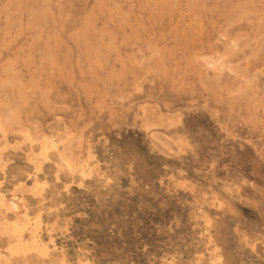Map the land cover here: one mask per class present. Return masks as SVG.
I'll return each instance as SVG.
<instances>
[{
    "label": "rangeland",
    "instance_id": "rangeland-1",
    "mask_svg": "<svg viewBox=\"0 0 264 264\" xmlns=\"http://www.w3.org/2000/svg\"><path fill=\"white\" fill-rule=\"evenodd\" d=\"M0 107V264H264V0H0Z\"/></svg>",
    "mask_w": 264,
    "mask_h": 264
},
{
    "label": "bare ground",
    "instance_id": "bare-ground-1",
    "mask_svg": "<svg viewBox=\"0 0 264 264\" xmlns=\"http://www.w3.org/2000/svg\"><path fill=\"white\" fill-rule=\"evenodd\" d=\"M19 29H20V28H19ZM210 63H211V62H210ZM16 90H17V89H16ZM119 97H120V96H119ZM8 103H9V102H8ZM132 103H133V102H132ZM1 104H3V103L1 102ZM143 104H144V103H143ZM143 104H142V105H143ZM6 105H7V104H6ZM9 105H10V107H11L12 103H11V104H8V107H9ZM13 105H14V104H13ZM16 105H17V104H16ZM16 105H15V106H16ZM4 106H5V105H4ZM17 106H18V105H17ZM17 106H16V107H17ZM13 107H14V106H12V108H13ZM14 108H15V107H14ZM0 109H2V108L0 107ZM4 109H5V108H4ZM7 110H8V109H7ZM2 111H4V110H2ZM9 111H10V109H9ZM9 111H8V112H9ZM4 112H5V111H4ZM4 112H3V113H4ZM8 112H7V114H8ZM126 112H127V111H126ZM9 114H10V113H9ZM0 115H1V113H0ZM2 115H3V114H2ZM2 115H1V117H2ZM6 116H7V115H6ZM11 116H12V115H11ZM12 117L14 118V115H13ZM4 118H5V116H4ZM6 118L8 119V117H6ZM9 118H10V117H9ZM16 118L19 119L20 117H19V118L16 117ZM2 119H3V117H2ZM143 119H144V118H143ZM143 119H142V120H143ZM10 120H11V119H10ZM13 120H15V119H12V122H13ZM20 120H21V119H20ZM3 122H6V121H3ZM19 122L21 123V121H19ZM14 123H15V121H14ZM139 123H140V122H139ZM2 124H3V123H2ZM5 125L8 126V125H11V123L9 122V123L7 124V122H6ZM13 125H17V124L15 123V124H13ZM0 126H1V125H0ZM19 126H20V125H19ZM6 128H7V127H6ZM34 128H35V127H34ZM34 128L32 129L33 131L35 130ZM18 130H19V129H18ZM0 132H1V130H0ZM29 132H30V131H29ZM66 132H67V131H66ZM2 133H3V132H2ZM19 133H20V132H19ZM34 133H35V132H34ZM35 134H37V133H35ZM23 135H25V134H23ZM26 135H27V133H26ZM26 135H25V136H26ZM39 135H40V134H39ZM39 135H38V136H39ZM55 135H56V134H55ZM21 136H22V135H21ZM27 136H28V135H27ZM22 137H23V136H22ZM52 137H53V136H52ZM54 138H55V137H54ZM26 139H28V137H27ZM46 139H48V138H46ZM46 139L43 140V137H42V140H43V141L41 140V141H42L41 143L45 142ZM177 139H179V138H177ZM22 140L24 141V139H22ZM47 141L49 142V140H47ZM52 141H53V140H52ZM177 141H178V140H177ZM27 142H28V141H27ZM31 142H32V141H31ZM34 142H36V140H35ZM32 143H33V142H32ZM45 143H47V142H45ZM53 143H54V141H53ZM53 143L51 142L50 145L53 144ZM184 143H185V142H184ZM21 144H22V143H21ZM28 144H29V142H28ZM178 144H180V143L178 142ZM178 144H177V146H178ZM53 145H54V144H53ZM39 146H41V145H39ZM43 146H44V147H43ZM43 146H42V148H45V145H43ZM51 146H52V145H51ZM185 146H186V145H185ZM46 147H47V146H46ZM40 148H41V147H40ZM48 148L50 149V146H49ZM52 148H55V147L52 146ZM38 149H39V148H38ZM49 149H48V150H49ZM0 150H1V148H0ZM44 150H47V149L45 148ZM44 150H43V151H44ZM40 151H41V150H40ZM46 153H47V152H46ZM61 156H62V155H61ZM29 157H31V155H30ZM58 157H60L59 154H58ZM31 158H32V157H31ZM29 159H30V158H29ZM36 159H37V158H36ZM46 159H47V158H45V160H46ZM60 159H61V158H60ZM39 160H40V159H39ZM47 160H48V159H47ZM48 161H49V160H48ZM2 162H3V161H2ZM65 162H66V161H65ZM67 164H68V163H67ZM67 164H66V165H67ZM42 165H43V163H42ZM78 166H79V165H78ZM78 166H77V167H78ZM67 167H70L69 164H68ZM79 167H80V166H79ZM34 168H35V167H34ZM73 168H74V167H73ZM73 168H72V169H73ZM84 168H85V167H84ZM87 168H88V167H87ZM82 169H83V168H82ZM36 170H37V169H36ZM67 170H68V168H67ZM80 170H81V169H80ZM3 171H4V170H3ZM68 171H70V170H68ZM81 171H82V170H81ZM81 171H80V172H81ZM82 173H83V172H81V174H82ZM86 173H87V172H86ZM78 174H79V173H78ZM81 174H80V175H81ZM87 174H89V172H88ZM84 176H85V175H84ZM88 176H89V175H88ZM88 176H87V177H88ZM27 177H28V176H27ZM81 177H83V176H81ZM87 177H86V178H87ZM45 183H46V182H42L41 184L44 185ZM76 183H77V182H76ZM18 184H19V183H18ZM35 184H36V182H35ZM33 185H34V184H33ZM33 185H32V186H33ZM43 185H42V186H43ZM17 186H19V185H17ZM21 186H22V185H21ZM37 186H38V185H37ZM37 186H36V188H38ZM45 186H46V185H45ZM79 186H80V185H79ZM28 187H29V186H28ZM30 187H31V186H30ZM30 187H29V189H30ZM40 187H41V186H40ZM40 187H39V188H40ZM41 188H42V187H41ZM31 189H32V188H31ZM34 189H35V186H34ZM35 190H36V189H35ZM39 190H40V189H39ZM65 190H66V189H65ZM29 191H31V190H29ZM33 191H34V190H33ZM0 194H1V193H0ZM0 200H1V198H0ZM0 202H1V201H0ZM2 202H3V201H2ZM0 204H1V203H0ZM2 204H3V203H2ZM2 204H1V205H2ZM4 207H5V205H4ZM8 207H9L10 209H16L17 205H16L15 202H10V204L8 205ZM5 208H6V207H5ZM1 209H2V208H1ZM6 209H8V208H6ZM4 210H5V209H4ZM8 211H9V210H8ZM24 212H25V211H24ZM24 212H23V213H24ZM26 212H27V210H26ZM3 214H4V213H3ZM24 214H25V213H24ZM0 215H1V214H0ZM20 216H21V215H20ZM23 216H24V215H23ZM31 216H32V215H31ZM4 217H5V216H4ZM4 217H3V218H4ZM24 217L26 218V216H24ZM24 217H23V218H24ZM34 217H36V216H34ZM14 218H16V217H14ZM14 218H13V219H14ZM23 218H22V219H23ZM27 218H28V217H27ZM4 219H5V218H4ZM19 219H20V218H19ZM34 219H35V218H34ZM37 219H39V217H38V218L36 217V221H37ZM20 220H21V219H20ZM20 220H19V221H20ZM30 220H31V219H30ZM30 220H29V221H30ZM41 220H42V219H41ZM2 221H3V220H2ZM17 221H18L17 219L14 221V224H13V225H15V227H16V225L20 226V225L18 224ZM26 221H27V220H26ZM26 221H23V223H24V222L26 223ZM29 221H27V222H29ZM34 221H35V220H34ZM7 222H8V221H7ZM16 222H17V224H15ZM37 222H38V221H37ZM1 223H2V222H1ZM3 223H5V221H4ZM3 223H2V224H3ZM21 223H22V222H21ZM32 223H35V222H32ZM38 223H39V222H38ZM35 224H37V223H35ZM4 225H5V224H4ZM6 225H7V224H6ZM27 225H28V224H27ZM0 226H2V225H0ZM8 226H9V225H8ZM10 226H12V223H11ZM46 226H47V224H46ZM15 227H14V228H15ZM34 227H35V226H34ZM2 228H3V226H2ZM4 228H5V227H4ZM14 228L12 227L11 229H12V233H14V231H15V233L13 234V236L15 235V238L13 237V238L15 239V242L13 241L14 243L12 244V246H10V247L8 248V249H9V252H10L11 254H16V255H17V254H20V255L22 254V255L24 256V255H25L27 252H29L31 249H34V248H35V247H34L35 245H39L35 239L33 240V237H32L33 242H32V244H31L30 246H29L28 244H25L24 241H22V239H21V229H20V227H16L15 230H14ZM28 228H29V227H28ZM35 228H36V227H35ZM30 229H31V228H30ZM41 229H43V227H41ZM13 230H14V231H13ZM26 230H27V229H26ZM46 230H47V229H46ZM48 230H49V229H48ZM4 231H5V229H4ZM35 231H36V230H35ZM37 231H38V230H37ZM5 232H6V231H5ZM10 232H11V231H10ZM27 232H28V231H27ZM43 232H44V230H43ZM46 232H47V231H46ZM22 233H23V231H22ZM35 233H36V232H35ZM48 234H49V233H48ZM48 234H47V236H50V235H48ZM7 235H8V233H7ZM22 235H23V234H22ZM43 235H44V234H43ZM10 236H11V235H10ZM10 236H9V238H10ZM26 236H27V235H26ZM32 236H33V235H32ZM5 237H6V235H5ZM55 237H56V236H55ZM6 238H7V237H6ZM23 238H24V237H23ZM26 238H28V237H26ZM36 238H37V237H36ZM24 239H25V238H24ZM28 239H29V238H28ZM30 239H31V238H30ZM44 239H45V238H44ZM50 239H51V238H50ZM7 240H8V239H7ZM29 241H30V240H29ZM49 241H50V240H49ZM49 241H48V242H49ZM25 242H26V241H25ZM30 243H31V242H30ZM52 244H53V243H52ZM10 245H11V244H10ZM45 245H46V244H45ZM41 246H43V245H41ZM43 247H44V246H43ZM53 247H54V246H53ZM53 247H52V248H53ZM5 248H6V246H5ZM40 248H42V247H40ZM40 248H39V249H40ZM43 249H45V248H43ZM53 249H54V248H53ZM40 250H41V249H40ZM49 250H50V249H49ZM49 250H48V251H49ZM51 250H52V249H51ZM34 251H35V250H34ZM43 251H44V250H43ZM45 251H47V250L45 249ZM6 252H8V251H6ZM36 252H37V251H36ZM39 252H40V251H39ZM10 253H9V255H10ZM29 253H30V252H29ZM44 253H45V252H44ZM44 253H43V254H44ZM46 253H47V252H46ZM46 253H45V255H46ZM27 254H28V253H27ZM30 254H31V253H30ZM30 254H29V255H30ZM41 254H42V253H41ZM41 254L39 253L40 256H41ZM43 254H42V255H43ZM48 254H49V253H47V255H48ZM51 254H52V253H51ZM20 255H19V256H20ZM37 255H38V254H36L35 256H37ZM45 255H44V256H45ZM0 256H2V255H0ZM4 256H5V255H4ZM23 256H21V257H23ZM25 256H26V255H25ZM62 256H63V255H62ZM2 257H3V256H2ZM7 257H8V256H7ZM26 257H27V256H26ZM42 257H43V256H42ZM0 258H1V257H0ZM0 260H1V259H0ZM2 261H3V260H2ZM5 261H6V262H7V261L10 262V261L7 260V259H6ZM5 261H3V262H5ZM41 261H42V260H41ZM44 261H45V260H44ZM85 261H86V260H85ZM8 262H7V263H8ZM23 262H24V261H23ZM86 262H87V261H86ZM82 263H83V262H82ZM5 264H6V263H5ZM8 264H9V263H8ZM60 264H61V263H60Z\"/></svg>",
    "mask_w": 264,
    "mask_h": 264
},
{
    "label": "crops",
    "instance_id": "crops-1",
    "mask_svg": "<svg viewBox=\"0 0 264 264\" xmlns=\"http://www.w3.org/2000/svg\"><path fill=\"white\" fill-rule=\"evenodd\" d=\"M13 202H15V201H13ZM16 205H17V203H16Z\"/></svg>",
    "mask_w": 264,
    "mask_h": 264
}]
</instances>
